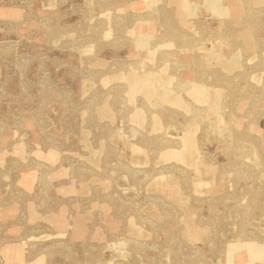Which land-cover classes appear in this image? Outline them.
<instances>
[{"label": "rangeland", "instance_id": "1", "mask_svg": "<svg viewBox=\"0 0 264 264\" xmlns=\"http://www.w3.org/2000/svg\"><path fill=\"white\" fill-rule=\"evenodd\" d=\"M0 264H264V0H0Z\"/></svg>", "mask_w": 264, "mask_h": 264}]
</instances>
